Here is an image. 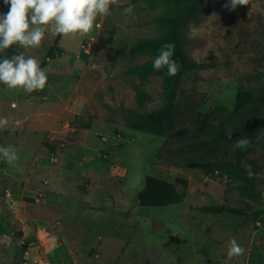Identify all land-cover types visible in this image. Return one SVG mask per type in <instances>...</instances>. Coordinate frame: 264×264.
I'll return each mask as SVG.
<instances>
[{
    "label": "rangeland",
    "instance_id": "1",
    "mask_svg": "<svg viewBox=\"0 0 264 264\" xmlns=\"http://www.w3.org/2000/svg\"><path fill=\"white\" fill-rule=\"evenodd\" d=\"M227 3L228 0H205L178 26V41L185 53L195 62L211 67L183 75L176 86L173 121L162 136L129 128L130 123L139 121L142 112L162 107L163 91L157 76L139 85L135 77L126 73L128 67L150 58L129 59L123 53L139 38L160 35L153 23L160 10H146L145 3L139 0H118L110 15L98 17L90 35L58 38L55 47H62L63 56L52 53L51 59L45 58L57 36L51 33L45 34L40 47L21 48L26 57L39 60L47 74L42 91L26 94L33 111L57 101L59 98L52 96L57 89L71 93L74 84L69 82L66 66H72L69 59L75 55L79 58L75 68L80 71L94 70L87 67L88 61L97 60L99 76H104L100 85L109 92V96L97 95L81 115L65 120L74 131H67L64 140L50 145L51 157L45 154L35 169L23 170V180L18 183L21 189L26 179L32 185V192H24V200L45 190L39 204L49 202L55 207V211L47 212L45 224L49 237H55L45 242L51 264H110L112 259L118 264H264V191L259 183L256 189L262 194L261 202H250L238 194V183L224 175L210 179L197 169L170 166L156 157L162 143L179 145L201 137L194 130L193 120L202 116L215 123V116L209 114L211 109L217 106L230 111L237 89L264 95V0H252L249 6L238 5L231 11L225 7ZM129 6L133 11L126 14L124 9ZM8 10L9 6L0 0V13ZM213 13L216 17H211ZM95 45L92 52L83 54V49ZM112 49L121 52L117 56L120 60L113 58ZM135 87L147 94L148 100L140 108L135 107L134 99L130 107L124 106V102L131 103ZM116 93L120 98L114 96ZM16 94L23 91L0 84V117L9 119V99ZM98 114H107L106 119L95 123L89 133L91 120ZM7 134L12 135L9 143L17 137L16 133L0 131V146H5L3 138L7 139ZM55 147L60 149L59 158ZM83 154H87V162ZM70 158L77 160L76 175L64 171ZM3 162L0 158V168ZM4 176L0 172V186L6 188L9 180ZM144 176L167 182L185 180L184 198L167 207L138 206L136 194ZM175 186L180 189L179 184ZM4 190L0 189V197ZM220 204L250 215L199 211L200 207ZM11 231L14 230L7 225L0 227V264H20L23 259L24 245L15 231L9 234ZM233 238L245 252L228 259L226 245ZM35 254L40 255L37 251ZM96 254L101 257L95 258Z\"/></svg>",
    "mask_w": 264,
    "mask_h": 264
},
{
    "label": "trees",
    "instance_id": "2",
    "mask_svg": "<svg viewBox=\"0 0 264 264\" xmlns=\"http://www.w3.org/2000/svg\"><path fill=\"white\" fill-rule=\"evenodd\" d=\"M145 3L146 10H160L153 20L156 29L160 32L157 37L139 38L132 45L125 48V57H148L150 59L135 64L126 69L129 76L135 77L138 84H142L152 76L161 80L163 91L162 107L157 111L142 112L138 122L130 123L132 130L153 134L165 135L173 121L175 113L176 86L186 73L196 72L211 67L207 63H197L192 60L181 48L177 29L180 23L190 18L205 0H139ZM60 35H57L53 44L49 46L45 58L51 59L52 53L60 54L56 49ZM165 43L175 45L173 59L181 65L175 76H168L167 69L159 71L152 67L153 59L158 55L159 49ZM21 52L17 46L10 47L0 53V59L5 56ZM122 53V54H123ZM121 54L114 52V57ZM136 108L148 100L139 87L133 91ZM215 116V123L210 119L198 116L193 120L194 130L201 137L179 145L162 143L156 157L166 164L174 167L197 169L210 179L215 175H224L227 179L236 181V190L241 197L254 203H260L262 194L256 189L259 183L264 191V95H252L244 89H237L234 93V104L230 111L225 108L213 107L209 113ZM231 130V137L226 130ZM246 137L251 146L244 150L234 149L235 141ZM258 158L261 160L258 163ZM247 166V169L244 167ZM251 173V176L249 175ZM175 184L180 185L178 190ZM186 192V181L175 179L167 182L155 177L144 176L141 189L136 194V201L140 207L161 208L178 204ZM205 214H230L237 216L250 215L244 210L229 207L223 204L208 205L199 208ZM251 214H255L251 212Z\"/></svg>",
    "mask_w": 264,
    "mask_h": 264
},
{
    "label": "crops",
    "instance_id": "3",
    "mask_svg": "<svg viewBox=\"0 0 264 264\" xmlns=\"http://www.w3.org/2000/svg\"><path fill=\"white\" fill-rule=\"evenodd\" d=\"M95 47L96 45L92 48H85L82 52L83 54L88 53L90 50L92 52ZM59 49V55L63 56L64 51L62 47H59ZM112 50L114 52L117 51L115 49ZM124 51H126V49H124ZM115 58L120 60L119 57ZM78 59V56L75 55L73 59H69L70 62H72V66H66V75L71 78L69 82L72 83L73 81L74 84V88L70 90V94H67V91H69L68 89L64 90L61 88L60 90H55V94L52 96H57L59 99L53 101L51 105L48 104L41 107L39 111H33L31 102L26 99L27 93L23 91V94H16L9 99V124L5 128H0V131L16 133L17 139L15 138V140L9 143L12 135L7 134L6 136H8V138H3V144L5 147H13L19 156V160L16 162L15 167L10 166L5 161L0 168V172L5 174V179L9 180L6 188L0 186V189H5V194L0 197V227L3 228L4 225H7L9 228H12L16 233L11 231L9 234L14 235L15 233L19 241L24 244L31 242L35 237L45 238V242L47 240L50 242L52 241L51 237H49V234L46 232L45 224L48 216L47 212L55 211L53 209L55 207L49 204V202L46 204H39V201L35 200L34 196H31L28 200L22 198L24 192L33 191L30 190L32 185L27 179H24L25 182L22 189L18 186V183L23 180V178L21 179L23 170L26 168L35 169L36 163L39 159H42L45 154H49V157H51L50 151L53 147L50 145L57 144L58 140H64L63 137L66 135L67 131H74V128L69 127L65 120L81 115L84 107L89 103H94V98L97 95L103 93L104 96H109L107 87L105 88L100 85V83L104 82V76L103 74L99 76L100 70L97 67L99 64L97 60L94 63L88 61V65L92 64V67L88 65L87 67L89 69L94 68V70L83 69L80 71L75 68L77 67ZM68 96L70 98L66 100ZM114 96L120 98L121 95L116 93ZM122 102L124 101L122 100ZM132 104L133 96L131 95V103L127 101V103L124 102L123 105L130 107ZM89 115L91 116L93 113L91 112ZM98 115L91 120L90 127L87 130L89 133H92L95 123L100 124L107 116V114ZM107 120H111V118L108 117ZM54 151L59 158L61 155V153H59V147H55ZM83 157V161L87 162L89 159L87 154H83ZM76 161L77 160L70 158L67 161V169L64 171L76 175L79 167ZM79 163L81 166L84 165L81 162ZM39 191L42 192V195L45 192V190ZM52 191L54 190H49L50 193H52ZM30 239L32 240L30 241ZM3 248L7 249L6 246ZM97 257L101 256L96 254L95 258ZM96 261L97 260H95L94 263H96ZM118 262L119 261L112 259L110 264H118ZM104 264H107V262H104Z\"/></svg>",
    "mask_w": 264,
    "mask_h": 264
},
{
    "label": "clouds",
    "instance_id": "4",
    "mask_svg": "<svg viewBox=\"0 0 264 264\" xmlns=\"http://www.w3.org/2000/svg\"><path fill=\"white\" fill-rule=\"evenodd\" d=\"M9 6L6 13H0V53L13 46L19 48H38L45 34L72 35L85 37L97 26L98 17L110 15V9L118 0H4ZM252 0H228L225 7L230 11L239 6H249ZM133 6L124 9L131 14ZM211 17H216L213 13ZM175 45L165 43L154 58L152 67L159 71L167 69L168 76H175L181 65L173 59ZM0 84L10 90H22L25 93L42 91L47 85L46 71L40 61L23 52L0 59ZM9 124L7 117H0V128ZM231 130L226 135L231 137ZM251 146L246 137L237 139L234 149L244 150ZM0 158L10 166H16L19 156L11 146H0ZM251 176V173H249ZM55 240V237H52ZM227 257L232 259L244 254L245 249L233 238L227 242Z\"/></svg>",
    "mask_w": 264,
    "mask_h": 264
},
{
    "label": "built area",
    "instance_id": "5",
    "mask_svg": "<svg viewBox=\"0 0 264 264\" xmlns=\"http://www.w3.org/2000/svg\"><path fill=\"white\" fill-rule=\"evenodd\" d=\"M88 66L92 67V64ZM41 196L42 192H38L35 200H38ZM22 245H24L23 259L20 264H51L46 257L45 238L35 237L31 242L22 243ZM35 251L40 255L36 256Z\"/></svg>",
    "mask_w": 264,
    "mask_h": 264
}]
</instances>
